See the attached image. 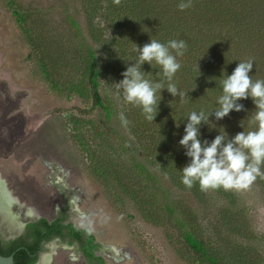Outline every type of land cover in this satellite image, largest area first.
<instances>
[{
	"label": "trees",
	"instance_id": "obj_1",
	"mask_svg": "<svg viewBox=\"0 0 264 264\" xmlns=\"http://www.w3.org/2000/svg\"><path fill=\"white\" fill-rule=\"evenodd\" d=\"M181 2L121 0L116 5L113 0H84L86 30L76 17L68 16L74 29L75 54L61 48L64 49L62 61L51 68L50 57L32 47L29 59L34 64L33 77L45 82L55 94L68 92V97L74 93L89 97L92 109L100 112V118L90 123L85 135L90 139L79 136L77 140L90 158L95 181L105 186L107 197H111L108 192L117 185L136 204H150L139 192H132L135 183L130 184V179H133L142 185L151 202L163 203L166 221L178 228L187 252L200 264H264L253 258V252L258 249L249 244L257 238L237 228L239 222L250 223L248 211L240 205L239 194L223 188L201 191L198 182L192 188L186 187L182 183L181 169L189 163V158L179 145L186 118L192 111L208 114L218 107L217 98L222 94L219 80L223 72L225 77L231 75L240 61L252 60L253 81L264 80V0H191V6L183 11L178 8ZM13 14L24 21L18 9H14ZM151 38L163 44L183 40L187 45L184 55L177 57L181 68L173 81L187 95L181 102L179 97L174 98L163 90L155 121L146 120L140 108L124 103L117 93L113 97L103 85L112 67L121 70L120 73L125 71L126 63H134L138 55L136 44L142 47ZM72 64L76 77L66 80L57 77L60 68ZM142 71L146 79L154 82L160 79L158 66L152 68L145 63ZM213 77L216 80H210ZM160 99L158 91V102ZM239 102L247 111H232L220 121L211 116L213 129L202 125L201 139L211 141L220 131L227 140L243 130H254L255 126L250 127L249 121L255 105L251 98ZM121 111L129 121L126 127L119 119ZM241 121L244 129L240 127ZM176 123H180L179 128ZM99 141L102 144H98ZM261 171L264 172V165ZM163 177L199 203L222 201L216 223L228 231L227 237L237 232L244 244L216 246L215 239L199 238L194 221L178 209L177 202L165 191ZM256 180L264 188V177L258 176ZM68 218L66 206L53 221L40 218L28 222L23 234L15 239L5 241L0 236V254H14L15 264H36L40 254L46 252V244L59 239L62 243L77 245L86 264H105L98 254L101 244L90 229L78 227Z\"/></svg>",
	"mask_w": 264,
	"mask_h": 264
},
{
	"label": "rangeland",
	"instance_id": "obj_2",
	"mask_svg": "<svg viewBox=\"0 0 264 264\" xmlns=\"http://www.w3.org/2000/svg\"><path fill=\"white\" fill-rule=\"evenodd\" d=\"M84 6V0H0V177L25 205L21 211L15 209L23 215V228L12 232L0 218V236L5 241L15 239L28 222L40 218L53 221L68 206L69 221L88 227L101 244L98 254L105 264H200L187 252L178 228L166 221L163 203L151 202L142 185L130 179V184L135 183L132 192L150 202L140 206L117 185L111 184L114 188L107 197L105 186L95 181L90 158L77 140L87 137L90 123L101 116L92 109L90 98L55 94L33 77L32 47L50 57L51 68L62 61L61 48L75 54L74 29L68 16L76 17L86 30ZM14 9L24 21L13 14ZM111 70L103 85L116 97L114 82L123 77L121 70ZM75 75L72 64L60 68L57 77L66 80ZM162 184L178 209L194 221L199 238L215 239L216 246L244 244L237 232L227 237L228 231L216 223L222 201L199 203L173 187L167 177L162 178ZM233 191L239 194L250 221L248 225L239 222L237 228L257 238L249 244L258 249L253 258L263 263L264 188L255 180L248 188ZM26 207L33 208L36 215L24 217ZM45 249V253L54 252L50 264H86L77 245L54 240Z\"/></svg>",
	"mask_w": 264,
	"mask_h": 264
},
{
	"label": "clouds",
	"instance_id": "obj_3",
	"mask_svg": "<svg viewBox=\"0 0 264 264\" xmlns=\"http://www.w3.org/2000/svg\"><path fill=\"white\" fill-rule=\"evenodd\" d=\"M113 3L119 5L121 0H113ZM190 6L191 0L188 3L182 0L178 8L183 11ZM186 48L183 40H170L163 44L151 38L142 47L136 44L138 55L135 62L126 63V70L121 73L123 79L114 82L117 95L122 96L124 103L140 108L148 121H155L158 115L163 90L166 89L172 97H179L183 102L187 94L179 90L173 81L181 68L177 57H182ZM145 63L152 68L158 66L159 80L154 82L145 78V72L142 71ZM253 65L252 60L240 61L231 75L225 77L223 72L219 80L222 94L217 98L218 107L208 114L192 111L187 116L184 135L179 140V145L189 158V163L181 169L182 183L186 187L192 188L198 182L200 190L205 192L220 188L225 191L241 190L248 188L258 176L264 177L261 171L264 165V80L253 81L250 75ZM158 91L161 92L159 102ZM249 98L255 105L249 121L250 127L255 126L254 130H243L227 140L220 131L211 141L201 139L202 125L213 129L211 116L214 115L215 120L220 121L232 111H247L239 101ZM119 119L125 127L129 124L123 111ZM176 127L179 128L180 123H176ZM240 127L244 129L242 121Z\"/></svg>",
	"mask_w": 264,
	"mask_h": 264
},
{
	"label": "bare ground",
	"instance_id": "obj_4",
	"mask_svg": "<svg viewBox=\"0 0 264 264\" xmlns=\"http://www.w3.org/2000/svg\"><path fill=\"white\" fill-rule=\"evenodd\" d=\"M16 208L21 211L25 208V205L8 190L7 184L0 177V218L7 222V226H9L12 232L23 228V223L21 221L23 215L20 212H15ZM26 208L27 211L24 217L36 215L33 208ZM52 254H54V252L41 254L38 264H50Z\"/></svg>",
	"mask_w": 264,
	"mask_h": 264
},
{
	"label": "water",
	"instance_id": "obj_5",
	"mask_svg": "<svg viewBox=\"0 0 264 264\" xmlns=\"http://www.w3.org/2000/svg\"><path fill=\"white\" fill-rule=\"evenodd\" d=\"M43 254V253H42ZM41 257V254L39 256V259ZM39 260L36 262L38 264ZM0 264H15L14 263V254H11L9 256H3L0 254Z\"/></svg>",
	"mask_w": 264,
	"mask_h": 264
},
{
	"label": "flooded vegetation",
	"instance_id": "obj_6",
	"mask_svg": "<svg viewBox=\"0 0 264 264\" xmlns=\"http://www.w3.org/2000/svg\"><path fill=\"white\" fill-rule=\"evenodd\" d=\"M55 240H59V239H55ZM65 244H67V243H65ZM47 245V244H46ZM69 245V244H68ZM82 255V254H81ZM82 257H83V255H82ZM84 258V257H83ZM39 260V259H38ZM84 260H85V258H84ZM86 262V261H85Z\"/></svg>",
	"mask_w": 264,
	"mask_h": 264
}]
</instances>
